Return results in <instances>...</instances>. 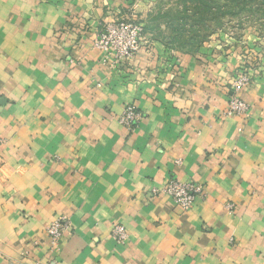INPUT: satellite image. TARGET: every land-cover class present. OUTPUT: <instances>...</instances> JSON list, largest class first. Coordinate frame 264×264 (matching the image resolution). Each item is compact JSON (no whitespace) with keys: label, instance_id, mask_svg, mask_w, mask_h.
<instances>
[{"label":"crops","instance_id":"0c3cea01","mask_svg":"<svg viewBox=\"0 0 264 264\" xmlns=\"http://www.w3.org/2000/svg\"><path fill=\"white\" fill-rule=\"evenodd\" d=\"M130 2L0 0V264H264V50L146 37L112 68L94 40ZM241 71L249 112L225 117ZM173 179L205 196L182 211L152 193ZM61 216L73 231L54 252Z\"/></svg>","mask_w":264,"mask_h":264},{"label":"rangeland","instance_id":"374dc122","mask_svg":"<svg viewBox=\"0 0 264 264\" xmlns=\"http://www.w3.org/2000/svg\"><path fill=\"white\" fill-rule=\"evenodd\" d=\"M128 9L122 18L105 23H138L144 36L170 54H196L212 40L222 44L223 39L251 41L264 50V0H131ZM146 37L140 48L150 42Z\"/></svg>","mask_w":264,"mask_h":264},{"label":"built area","instance_id":"2783aa9c","mask_svg":"<svg viewBox=\"0 0 264 264\" xmlns=\"http://www.w3.org/2000/svg\"><path fill=\"white\" fill-rule=\"evenodd\" d=\"M146 36L140 24L127 20L113 21L105 23L103 29L98 33L94 40V48L103 55V63H109L112 68H118L123 63L134 60L139 51L142 41ZM250 85L248 74L241 71L231 82L232 95L228 101L225 117L244 116L249 112V105L238 96V92ZM141 120V114L133 104L125 105L119 118L122 127L134 129ZM2 140L0 139V149ZM154 195L161 194L168 196L182 210L191 209L196 197L205 196L203 186L178 180L168 181L161 189H153ZM73 231L72 224L65 216H61L51 222L46 228V236L49 241L50 249L54 252L59 251L60 244L65 236H70ZM112 236L120 244H125L127 234L122 226L116 225L112 229ZM30 264H40L33 261Z\"/></svg>","mask_w":264,"mask_h":264},{"label":"trees","instance_id":"16d2710c","mask_svg":"<svg viewBox=\"0 0 264 264\" xmlns=\"http://www.w3.org/2000/svg\"><path fill=\"white\" fill-rule=\"evenodd\" d=\"M249 66V65H248Z\"/></svg>","mask_w":264,"mask_h":264}]
</instances>
